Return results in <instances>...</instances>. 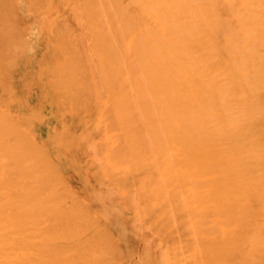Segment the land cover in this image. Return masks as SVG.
Masks as SVG:
<instances>
[{
  "label": "bare ground",
  "instance_id": "obj_1",
  "mask_svg": "<svg viewBox=\"0 0 264 264\" xmlns=\"http://www.w3.org/2000/svg\"><path fill=\"white\" fill-rule=\"evenodd\" d=\"M0 264H264V0H0Z\"/></svg>",
  "mask_w": 264,
  "mask_h": 264
}]
</instances>
